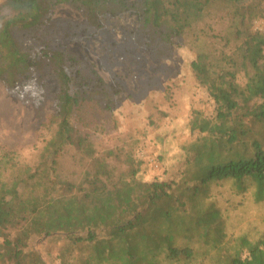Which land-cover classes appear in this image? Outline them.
<instances>
[{
    "label": "trees",
    "instance_id": "obj_1",
    "mask_svg": "<svg viewBox=\"0 0 264 264\" xmlns=\"http://www.w3.org/2000/svg\"><path fill=\"white\" fill-rule=\"evenodd\" d=\"M194 1L199 0L0 4V81L14 95L27 93L41 105L47 77L57 80L59 90L85 83L78 71H68L66 62L74 58L40 39L35 48L24 46L15 35L43 31L53 8L65 4L94 29L104 27L106 16L134 14L139 39L157 54L197 29L192 42L199 49L190 67L215 105L208 117L193 111L190 125L199 136L189 146L188 169L179 182L167 183L137 177L142 161L131 153L123 158L127 172L115 176L108 162L93 156L88 134L71 123L84 97L68 88L61 98L56 93L55 130L40 162L34 170L27 167L13 197L0 201L1 264H46L29 242L51 234L85 244L89 252L76 264H264V234L252 238L247 231H229L225 214L235 207L216 206L210 194L212 185L231 182L241 193L250 187L256 202L264 199V28L252 26L264 19V0H200L192 10L187 5ZM217 2L227 4V26L206 30L203 20ZM68 146L93 161L78 185L56 172L57 158Z\"/></svg>",
    "mask_w": 264,
    "mask_h": 264
},
{
    "label": "rangeland",
    "instance_id": "obj_2",
    "mask_svg": "<svg viewBox=\"0 0 264 264\" xmlns=\"http://www.w3.org/2000/svg\"><path fill=\"white\" fill-rule=\"evenodd\" d=\"M199 1L187 6L193 10ZM226 8L219 2L211 6L204 29H224ZM50 16L43 31L15 32L16 37L24 46L35 48L43 42L74 58L66 62L68 71H78L85 83L62 85L59 90L57 80L47 77L38 105L27 93L12 94L0 81V201L13 197L27 167L34 170L40 162L42 147L55 130L54 96L59 93L61 98L67 88L84 97L71 123L88 134L93 156L108 162L115 176L127 172L123 158L131 153L142 161L137 177L143 181L179 182L188 169L186 157L192 156L189 146L199 136L190 125L193 111L208 117L215 107L190 67L199 49L192 42L197 29L174 38L165 53L157 54L139 39V22L132 13L104 17L101 29L89 27L82 13L69 5L55 6ZM252 26L263 29L264 19L254 20ZM92 163L86 153L68 146L55 167L59 179L78 185ZM210 194L216 206L235 207L225 214L229 231H247L252 238L264 234V199L256 202L250 187L241 193L231 182H222L212 185ZM29 248L46 264H76L89 252L84 243H73L65 234L33 238Z\"/></svg>",
    "mask_w": 264,
    "mask_h": 264
}]
</instances>
